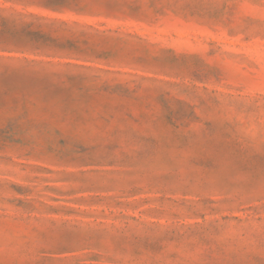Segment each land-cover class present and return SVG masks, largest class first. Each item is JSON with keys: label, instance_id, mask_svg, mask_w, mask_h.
<instances>
[{"label": "rangeland", "instance_id": "374dc122", "mask_svg": "<svg viewBox=\"0 0 264 264\" xmlns=\"http://www.w3.org/2000/svg\"><path fill=\"white\" fill-rule=\"evenodd\" d=\"M0 264H264V0H0Z\"/></svg>", "mask_w": 264, "mask_h": 264}]
</instances>
